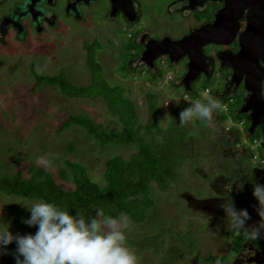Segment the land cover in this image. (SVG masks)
Wrapping results in <instances>:
<instances>
[{
	"label": "rangeland",
	"instance_id": "rangeland-1",
	"mask_svg": "<svg viewBox=\"0 0 264 264\" xmlns=\"http://www.w3.org/2000/svg\"><path fill=\"white\" fill-rule=\"evenodd\" d=\"M173 1L164 0V6ZM157 2L150 1L143 9L148 25L143 38L148 42L179 40L205 19L200 11L183 10L180 2L171 5V10L178 12L165 18L153 10ZM64 3L59 0V6L52 9L61 18L57 27L41 32L50 37L37 38L30 44L16 38L9 45L8 37L5 43L0 40V177L26 178L43 169L56 184L71 190L75 181L69 161L81 165L93 182L105 187L106 161L114 157L129 160L146 143L157 157H169L166 164L172 175L163 188L158 182L151 183L148 197L152 205L145 219L144 215L142 221L131 220L125 243L137 250L139 264H237L242 250L248 251L242 258L252 251L246 244L264 250V229L257 240L229 231L221 207L230 198L237 211L247 210L250 219L245 227L261 224L259 202L253 196L258 184L253 180V170L264 169V124L252 137L250 117L234 114L243 106V87L231 93L236 99L232 116L218 109L214 127L196 118L181 127L180 112L197 100L204 101L207 89L220 99L228 73L218 70L210 79L202 75L191 89H185L179 86L187 73L185 59L172 63L164 56L151 70L143 64L137 44L141 28L119 20L103 23L106 10L101 2L90 10L81 5L93 23L82 21L75 27L64 9L75 10L77 6L70 8ZM215 50L208 48L206 53L215 56ZM40 77H59L81 88L83 94L70 96ZM165 114L171 118L159 125ZM71 116L89 118L102 130L117 135L128 127L132 133L131 125L138 120L147 126L126 145L103 146L83 124L61 132ZM129 136L133 137L125 133L120 139L125 142ZM255 138L263 140L257 160L251 157L252 150L247 151L249 157L242 154L246 141L250 149L251 145L257 147ZM39 157L51 160L53 167L38 163ZM157 168L162 171L163 167ZM229 184L231 190L226 191ZM246 186H250L247 191ZM35 201L0 191V224L8 226L14 236L34 227L23 221L30 219L27 207ZM205 202L210 207L201 205ZM250 254L255 256V250ZM6 263V259H0V264Z\"/></svg>",
	"mask_w": 264,
	"mask_h": 264
},
{
	"label": "flooded vegetation",
	"instance_id": "flooded-vegetation-1",
	"mask_svg": "<svg viewBox=\"0 0 264 264\" xmlns=\"http://www.w3.org/2000/svg\"><path fill=\"white\" fill-rule=\"evenodd\" d=\"M150 1H158L157 3H155L153 10L155 12L157 11L165 18L172 16L174 13L178 12L177 10L173 12L171 10V5L177 4L179 2L181 6H183V10H185L186 12L200 11L201 13H203L205 17L204 21H202L200 24L191 27L189 32L186 33L185 36L193 32H196L197 29H199L200 27L206 24H213L216 20V15L223 9L227 8L229 10V13L227 14V21L230 22H233L234 19L237 16H239L240 13L242 12L240 18V26L235 35H231L229 32L232 25H226V23H224V25L217 31H213L217 27L214 28L211 27L210 28L211 32L206 34V36L198 35L196 37V41L197 42H202L206 40L208 41L211 40L212 38H221L219 39V41H224V42L229 41L228 44L211 45L204 47L205 53L208 50V48H217V50H215L216 51L215 56H209L206 53L207 56L211 57L209 67L214 68L215 71L225 70L228 73L225 86L229 84L230 88L229 87L228 88L230 90H234V86L237 85L236 81L240 78L246 80L249 89L256 87L257 76L264 70L263 69L264 31L261 32L262 26L259 28L258 25L256 24L254 28H256L255 31L259 30V36L249 38V40L247 41V36L251 35L248 29V18L251 15V11L257 7H258L257 10H263L264 13V0H256V2L253 5H250L251 0H246L242 4L244 11L242 8L233 7L234 5H238V3L244 0H174L173 3L167 6H164V2H163L164 0H65L66 3L64 4L66 7L73 8L77 6V8L75 10L71 9L68 11L65 8L64 13L65 16L74 23L73 25H76L75 27H77V25L82 21H85V24L86 23L91 24L93 22L89 20V14H86V12L80 9V6L87 5L90 10L91 8L93 9L98 7L96 4L97 2H101V4L104 5V8L106 10L103 23L119 20L120 22L122 21L129 26L135 25V27L141 28V31H139L138 33L140 35L137 39V44L141 48L139 52H143L145 50L144 46L148 43V41L143 38L148 33V32H143L144 30L147 29L148 26L146 25L147 20L143 9L148 8ZM144 2H147L145 3V6H144ZM230 5H232V7H230ZM58 6H59V0H0V40L5 43L6 38L8 37V45H9V42L11 40L14 41V38H16L21 42L30 44V41L33 42L37 38H39V40H42L46 37H50V35L41 32L43 30L46 31V30H50L53 27L55 28L57 27V23L60 22L61 18L60 16H56L52 9ZM252 6H254V8ZM75 11H78L79 14H77V12ZM187 15L189 14H186L185 17ZM254 22H258V19L255 20ZM45 26H47L48 28H46ZM31 38L33 39L31 40ZM147 39H149V36L147 37ZM240 44H242L243 47L242 46L240 47ZM247 45L251 50V52L247 51ZM137 52H136V56L138 57L140 55ZM224 54L229 58L234 57L235 54L236 55L241 54L239 56L241 59L250 60L249 62H247V65H245L246 72L243 74L237 70H234L233 73L232 72L233 70L228 68L227 66H225L223 69H220V66H222V64L217 59V57L222 56ZM185 60L188 62L187 58H185ZM258 61L260 62V64L257 63ZM252 66L254 67V69H252L253 73L249 72V68ZM232 73L233 75L235 74V77L232 80V83L234 85L231 82H229ZM240 87H243L244 89L243 84H241ZM244 92L245 95L243 99V105L245 106L246 102L244 104V101L246 100L248 101L247 107H250V100H251V96L254 95V91L252 90V92L251 91L246 92L244 90ZM229 95H231V93ZM263 96H264V80H263ZM257 110H258V113L256 114L257 117L260 114L264 113V107H262L259 104H254L253 109L250 112L255 113ZM237 111L240 112L241 108ZM244 115L249 116V114H244ZM260 121L261 124H264V119ZM254 179L258 184L264 185V174L257 172L253 174V180ZM249 188L250 186H246L245 188L246 191ZM236 194L237 192H235V195ZM248 245L252 251L255 250V256L250 254L252 252L251 251L247 257L242 258L240 256H243L248 252L246 250L245 251L242 250L243 252L241 251V253L239 254L237 264H250L249 260L257 256L259 259H264V250H261V248H254L249 243L246 244V246Z\"/></svg>",
	"mask_w": 264,
	"mask_h": 264
},
{
	"label": "clouds",
	"instance_id": "clouds-1",
	"mask_svg": "<svg viewBox=\"0 0 264 264\" xmlns=\"http://www.w3.org/2000/svg\"><path fill=\"white\" fill-rule=\"evenodd\" d=\"M205 100L206 103L197 100L180 112L181 127L194 118L209 127L215 126L214 113L227 106L211 96ZM170 118L165 114L159 125ZM38 163L49 169L53 167L52 161L46 157H39ZM225 190L230 191L231 185H225ZM253 196L259 202L258 215L261 218V224L256 228L245 227L250 219L247 210L237 211L230 198L221 205L227 215L228 230L243 234L249 240L259 239L261 229H264V185L256 184ZM27 208L31 217L23 222L28 226H38L35 235L14 236L8 226L0 224V246L13 241L17 244L16 264H139L137 250L125 243L132 226L126 213L120 212L113 217L105 215L103 209H97L94 217L86 219L79 212L72 215L42 200L32 202Z\"/></svg>",
	"mask_w": 264,
	"mask_h": 264
},
{
	"label": "trees",
	"instance_id": "trees-1",
	"mask_svg": "<svg viewBox=\"0 0 264 264\" xmlns=\"http://www.w3.org/2000/svg\"><path fill=\"white\" fill-rule=\"evenodd\" d=\"M39 79L58 85L63 92L70 96L83 94L81 88H77L65 80H59V77H40ZM201 102L206 103L207 101ZM76 124H83L87 133L98 139L103 146L110 143L126 145L130 143L128 142L130 138L131 140L135 138L142 132V128L147 126L146 123L138 120L134 125H131L134 128L132 133L128 132L131 128L128 127L129 129L124 128L121 134L117 135L102 130L100 124L89 120V118L71 116L61 126V132ZM134 131L135 135L133 136ZM125 133H129L133 137L129 136L124 142L120 137ZM167 160H169L168 156L159 154L157 157L150 146L144 143L140 145L137 154H134L129 160L114 157L106 161L105 179L107 185L105 187L93 182L81 165L70 164L67 161V164L74 167V189H63L59 183L56 184V180L51 174H45L44 170L40 169L26 178L24 176L11 179L0 177V191L23 199L44 200L46 203H53L62 210L68 211L69 214L76 215L79 212L86 219L94 217L97 209H103L105 215L117 217L120 212H124L132 221L139 222L142 221L144 215L145 219V213L152 205L148 197L151 183L158 182V185L163 188V184L172 175L167 168ZM158 166L163 167L162 171L157 168ZM201 205L210 207L206 202ZM138 212L141 213L140 216H138ZM37 230L38 226L26 228L20 235L36 233ZM0 252V259H6V264H16L17 244L15 241L7 246H2Z\"/></svg>",
	"mask_w": 264,
	"mask_h": 264
},
{
	"label": "water",
	"instance_id": "water-1",
	"mask_svg": "<svg viewBox=\"0 0 264 264\" xmlns=\"http://www.w3.org/2000/svg\"><path fill=\"white\" fill-rule=\"evenodd\" d=\"M246 0L238 3V5H234L233 7H239L242 8L244 11V8L242 7V4ZM256 2V0H251V4L253 5ZM232 7V5H230ZM254 8V6H252ZM255 8L251 11V15L248 18V29L251 35L247 36V41L249 38L252 37H258L259 36V30L255 31L256 28L255 25L257 24L260 28L261 26V32L264 31V13L263 10H257ZM229 13V10L223 9L216 15V20L213 24H206L199 29L196 30V32H193L187 36L182 37L179 40H171V39H162L157 41H149L144 47L145 50L141 54V60L143 64H145L149 69L154 70L155 64L158 59L161 57L167 56L172 63H178L182 59L187 58L188 59V65H187V73L185 77L180 81L179 86L184 87L185 89H191L194 82H196L202 75H204L207 79H210L215 72L214 68L209 67L210 66V58L205 53L204 47L211 46V45H222V44H228V42L219 41L221 38H212L211 40H206L202 42H197L196 37L198 35L206 36V34L211 32V27H217L213 31L219 30L224 23L226 25H232L230 28V34L235 35L236 32L239 29L240 26V18L241 14L237 16L233 22L227 21V14ZM258 19V22H254ZM209 25V26H208ZM263 39V38H262ZM243 44V42H242ZM240 44V47L242 46ZM243 47V46H242ZM243 50V48H242ZM247 51L251 52L247 45ZM241 54H235L234 57L229 58L227 56L222 55L218 56L217 59L221 62L222 66H220V69H223L225 66L232 69L233 73L234 70H237L241 73H245V65H247V62L250 60L248 59H241L239 56ZM244 63V64H243ZM257 63L260 64L258 61ZM262 66V65H260ZM254 67L249 68V72L253 73ZM264 69V65H263ZM230 78V81L232 83L233 78L235 77V74ZM263 80H264V70L257 76L256 80V87L250 88L254 91V95L251 96L250 100V107H247L248 101H244L245 106L243 105L241 108V111L239 112L240 115L242 114H249V117L251 119L250 127H249V133L251 135H254L256 129L261 124L262 119H264V113L260 114L258 117L256 114L258 113V110L255 113H251L250 111L253 109L254 104H259L262 107H264V96H263ZM237 85L234 86V90H230L229 84L225 86V90L223 92V97L229 95L230 93L235 92L239 89L241 84L244 85V90L246 92H252V90L249 89L247 86L246 80H243V78L238 79ZM233 84V83H232ZM234 85V84H233ZM229 87V88H228ZM261 174H264V169L258 170ZM254 261H257L258 264H264V259H259L258 256L249 260V263L252 264Z\"/></svg>",
	"mask_w": 264,
	"mask_h": 264
},
{
	"label": "built area",
	"instance_id": "built-area-1",
	"mask_svg": "<svg viewBox=\"0 0 264 264\" xmlns=\"http://www.w3.org/2000/svg\"><path fill=\"white\" fill-rule=\"evenodd\" d=\"M172 77L170 76L169 79H171ZM206 93L207 95L205 96L207 99L209 96L213 97L214 99H216V97L213 95V93L207 89L206 90ZM218 100V99H216ZM222 105H226V109H221L222 110V113H225L227 115H230V108H231V105H233L235 102H236V99L231 96V95H228L227 97H225L224 99H219L218 100ZM237 112H235L234 114H236ZM240 124H243V122H241ZM263 143V140L262 139H258V138H255L254 139V144H257V147H254L251 145V149L252 150V155L251 157L254 159V160H257V155H256V152H257V149L261 147V144ZM248 147L250 148V143L248 145ZM262 163H264V160H262Z\"/></svg>",
	"mask_w": 264,
	"mask_h": 264
},
{
	"label": "crops",
	"instance_id": "crops-1",
	"mask_svg": "<svg viewBox=\"0 0 264 264\" xmlns=\"http://www.w3.org/2000/svg\"><path fill=\"white\" fill-rule=\"evenodd\" d=\"M162 63H163V62H162ZM223 95H224L223 92H221V95H220V98H221V99H223ZM216 111H217V110H216ZM232 111H233V108H230V115H227V117L232 116V113H233ZM235 112H237V113L239 114V112H238L237 110H235ZM215 113H216V112H215ZM215 113H214V116H218V114H215ZM237 113H236V115L238 116ZM239 115H240V114H239ZM227 117H226V119H228ZM214 120H218V118H217V117H214ZM198 122H200V121H198ZM254 135H255V133H254ZM254 135H252V137H253ZM248 145H249V142L246 141V142L244 143V146H245L246 150L243 149V152H242V154H245V157H249L247 151H251L250 148L248 147ZM262 148L264 149V145H263ZM255 173H257L256 170H253V174H255Z\"/></svg>",
	"mask_w": 264,
	"mask_h": 264
}]
</instances>
